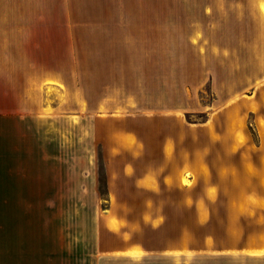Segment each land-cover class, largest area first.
<instances>
[{
	"label": "rangeland",
	"instance_id": "obj_1",
	"mask_svg": "<svg viewBox=\"0 0 264 264\" xmlns=\"http://www.w3.org/2000/svg\"><path fill=\"white\" fill-rule=\"evenodd\" d=\"M74 17L75 254L264 264V0H74Z\"/></svg>",
	"mask_w": 264,
	"mask_h": 264
},
{
	"label": "crops",
	"instance_id": "obj_2",
	"mask_svg": "<svg viewBox=\"0 0 264 264\" xmlns=\"http://www.w3.org/2000/svg\"><path fill=\"white\" fill-rule=\"evenodd\" d=\"M74 21V0H0V264H150V250L140 243L129 244L138 252L75 254L69 209L74 113L60 112L58 102L59 90L68 86L59 63V24L69 45ZM70 43L73 72V29ZM211 120L213 112L200 133L216 144L212 135L219 129L214 121L209 126ZM167 134L176 149L183 131Z\"/></svg>",
	"mask_w": 264,
	"mask_h": 264
}]
</instances>
